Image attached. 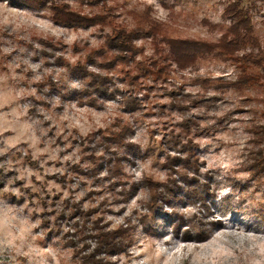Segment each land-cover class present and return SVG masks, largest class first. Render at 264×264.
Masks as SVG:
<instances>
[{"label": "rangeland", "instance_id": "rangeland-1", "mask_svg": "<svg viewBox=\"0 0 264 264\" xmlns=\"http://www.w3.org/2000/svg\"><path fill=\"white\" fill-rule=\"evenodd\" d=\"M234 1L0 0V264H264V0L237 40Z\"/></svg>", "mask_w": 264, "mask_h": 264}, {"label": "trees", "instance_id": "trees-1", "mask_svg": "<svg viewBox=\"0 0 264 264\" xmlns=\"http://www.w3.org/2000/svg\"><path fill=\"white\" fill-rule=\"evenodd\" d=\"M241 1L242 0H235L233 3H231L227 8H226V11H225V16L228 17L232 22H233V25L231 27V35L233 37H235V39L237 40L238 38L241 37V34H242V30L243 31H250L249 29V26H250V21L247 20V16L246 14H242L244 13V10L243 8L240 7V4H241ZM242 29H241V28ZM229 36H225V39L223 40V42H219V44H216V45H208L207 47L210 48V49H213L214 47H218L220 51L222 52H229V47L227 44H225L224 42H226L225 40L228 38ZM244 37V36H243ZM129 41V38H126V42H125V45L127 46L126 47V51L128 52H132L133 51V47L130 46L131 44H128L127 42ZM184 41V40H183ZM182 40L180 42H172L170 44H172V50L174 51L176 46L178 49H185L184 51L186 52L188 50L187 46L182 44L183 42ZM245 41V38L243 39L242 42ZM232 42V40H231ZM228 44H229V41H228ZM207 45V44H206ZM218 45V46H217ZM174 55V54H173ZM207 224L209 225V228H214L215 226H217L219 224V222L217 220H211V221H208ZM177 229V227H179V224L175 226ZM177 235V231L175 232L174 236ZM209 237V234L208 232L206 231H200L199 234H196V236H191L190 234L187 235V232L184 233L183 235V239L182 240H188V239H193V240H205L206 238Z\"/></svg>", "mask_w": 264, "mask_h": 264}]
</instances>
